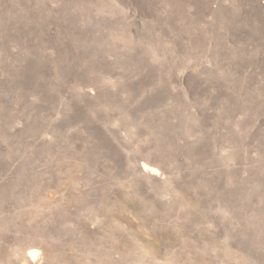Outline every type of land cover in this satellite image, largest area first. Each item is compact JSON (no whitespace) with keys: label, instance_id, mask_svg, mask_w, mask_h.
<instances>
[{"label":"rangeland","instance_id":"374dc122","mask_svg":"<svg viewBox=\"0 0 264 264\" xmlns=\"http://www.w3.org/2000/svg\"><path fill=\"white\" fill-rule=\"evenodd\" d=\"M0 264H264V0H0Z\"/></svg>","mask_w":264,"mask_h":264},{"label":"bare ground","instance_id":"6f19581e","mask_svg":"<svg viewBox=\"0 0 264 264\" xmlns=\"http://www.w3.org/2000/svg\"><path fill=\"white\" fill-rule=\"evenodd\" d=\"M142 169L144 172L150 173L151 175H157L158 174V170L155 168H152L148 164H143ZM28 255L33 261H36L40 254L38 251H31L28 253Z\"/></svg>","mask_w":264,"mask_h":264}]
</instances>
